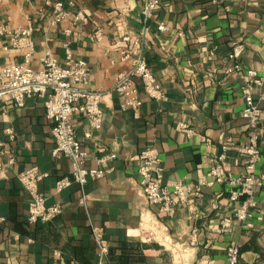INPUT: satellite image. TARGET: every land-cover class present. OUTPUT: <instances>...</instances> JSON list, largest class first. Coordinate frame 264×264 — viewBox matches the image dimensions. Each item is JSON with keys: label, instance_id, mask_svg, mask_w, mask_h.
Wrapping results in <instances>:
<instances>
[{"label": "crops", "instance_id": "crops-1", "mask_svg": "<svg viewBox=\"0 0 264 264\" xmlns=\"http://www.w3.org/2000/svg\"><path fill=\"white\" fill-rule=\"evenodd\" d=\"M60 1L71 11L81 9L88 21L69 17L51 26L52 8L44 0H2L0 29L32 25L31 63L37 70L49 51L63 62L67 47L87 61V89L101 93L104 122L101 129H92L88 117L76 112L75 131L90 153L87 167L96 166L97 144L116 157L105 164L103 176L83 188L73 182L57 191L58 179L72 178V162L53 154L52 123L43 99L30 98L24 106L6 101L0 114V162L5 164L0 172V264H172L170 251L157 239H148L142 229L146 209L172 241L186 245L197 238L190 249L192 264H230L231 245L239 248L236 264H262L264 113L261 157L255 167L263 185L256 188L258 209L250 225L234 218L228 187L213 182L210 172L223 144L229 147L228 171L246 172L240 149L248 130L242 86L248 69L264 78V0H161L150 17L143 14V0H78L76 7L71 0ZM161 22L167 30L158 29ZM125 35L143 40L144 55L168 95L156 101L143 93L138 116L121 107L123 99L115 88L118 74L130 65L120 56L133 46L123 40ZM8 39L0 34V67L24 59L22 49L4 48ZM236 46L241 69L228 71ZM263 91L264 80L253 91L264 110ZM89 129L92 135L86 137ZM148 146L159 151L166 184L201 185L202 195L188 194L184 202L175 196L177 203L169 213H159L158 205L147 203L139 184L138 155ZM33 165L46 174L40 189L47 204L62 207L50 221L28 220L32 197L19 173ZM225 220L231 223L227 228L222 226ZM92 224L105 230L110 242L105 255L93 238Z\"/></svg>", "mask_w": 264, "mask_h": 264}, {"label": "built area", "instance_id": "built-area-1", "mask_svg": "<svg viewBox=\"0 0 264 264\" xmlns=\"http://www.w3.org/2000/svg\"><path fill=\"white\" fill-rule=\"evenodd\" d=\"M52 8L51 26H58L69 17L75 21H88L87 15L81 9L69 10L63 1L44 0ZM2 0H0V3ZM78 0H71L70 4L76 7ZM161 0H143V14L146 17L152 16L153 12L160 5ZM160 31L167 30L165 23L158 25ZM70 34L72 31L67 29ZM0 34L9 36L5 49H22L24 59L20 62L0 67V114L4 111V103L12 101L17 106H24L28 99L40 97L44 101L46 117L52 123V134L55 140L53 154L56 156L66 155L72 162V178L62 177L56 183L57 191L70 186L73 182L78 183L82 188L92 179H97L105 173V164L108 160L116 157V153L106 152L103 145L97 144L96 166L87 167L86 161L90 156L82 142L78 139L73 124V116L76 112L84 113L91 124V128L99 130L104 122V111L101 106V93L87 89L89 83V66L85 59L76 58L70 47L66 49V56L60 62L50 51L41 57L42 68L36 69L31 61L35 54V42L33 38L32 25L27 28L0 29ZM100 38L102 31H96ZM123 40L132 42L131 49H123L120 52L122 60H129L127 70L120 72L116 78L115 88L122 96L121 107L131 108L135 115H139L143 106L142 94L148 95L156 101H165L168 95L165 88L158 80L143 51V40L140 37L132 38L125 35ZM236 46L230 58L233 65L228 71L241 69L236 60ZM264 78L257 70L248 69L242 92L245 98L243 116L248 121L247 141L240 148L245 153L246 172L233 174L228 171L225 160L227 157L228 145H222V151L211 166L213 182L224 183L228 189L229 200L234 206V218L250 225L249 219L258 209L256 200V188L263 185L262 179L255 173L257 161L261 157L260 150V129L263 122V108L256 101L253 91L263 84ZM140 84V85H139ZM264 98V91L262 92ZM192 132V129H187ZM11 133V131H9ZM86 137H91V129L86 131ZM140 161V187L147 203L159 206V213L174 211L177 203L175 196L180 202L187 199L188 194L202 195L201 185L194 187L185 186L177 181L170 185L165 183L164 167L160 161L157 148L145 147L138 155ZM5 164L0 162V172ZM46 174L38 165H33L19 173V179L24 188L30 193L32 199L29 206L28 220L31 223L39 221L46 222L54 219L62 212L60 204L48 205L47 198L41 192L40 184ZM264 219V210H260ZM142 229L147 233L148 239H157L163 247L170 251L172 264H192L191 247L196 246L197 238L192 237L188 244L183 245L172 241L157 217L153 216L151 210H145L142 214ZM148 223L149 226L145 225ZM230 220L222 222L223 228L230 226ZM93 238L102 255L109 251V241L102 226L92 224ZM228 261L236 264L239 260V248L231 245L228 249ZM264 264V262L262 263Z\"/></svg>", "mask_w": 264, "mask_h": 264}, {"label": "bare ground", "instance_id": "bare-ground-1", "mask_svg": "<svg viewBox=\"0 0 264 264\" xmlns=\"http://www.w3.org/2000/svg\"><path fill=\"white\" fill-rule=\"evenodd\" d=\"M146 224V223H145Z\"/></svg>", "mask_w": 264, "mask_h": 264}]
</instances>
